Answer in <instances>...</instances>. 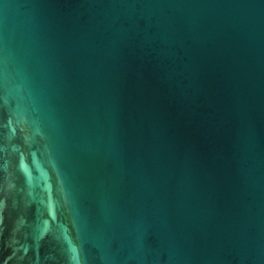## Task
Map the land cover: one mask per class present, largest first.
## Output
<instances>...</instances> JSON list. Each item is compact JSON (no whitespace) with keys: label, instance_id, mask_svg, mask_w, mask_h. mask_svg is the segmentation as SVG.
Instances as JSON below:
<instances>
[{"label":"water","instance_id":"obj_1","mask_svg":"<svg viewBox=\"0 0 264 264\" xmlns=\"http://www.w3.org/2000/svg\"><path fill=\"white\" fill-rule=\"evenodd\" d=\"M0 264H264V0H0Z\"/></svg>","mask_w":264,"mask_h":264}]
</instances>
